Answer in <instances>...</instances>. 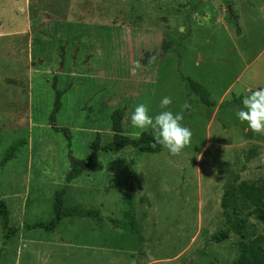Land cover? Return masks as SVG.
Here are the masks:
<instances>
[{
    "label": "rangeland",
    "instance_id": "obj_1",
    "mask_svg": "<svg viewBox=\"0 0 264 264\" xmlns=\"http://www.w3.org/2000/svg\"><path fill=\"white\" fill-rule=\"evenodd\" d=\"M162 45L166 53L154 55ZM135 61L141 68L133 74ZM186 77L203 86L211 106L187 90ZM53 85L61 91L54 125L67 128L68 147L47 119ZM258 87L264 0H0V198L6 206L23 199V221H48L62 188L66 205L117 221L100 220L96 246L56 244L53 233L36 229L52 244L24 241L16 250L0 219V264H234L240 242L264 235L236 189L240 180L264 182V135L235 115ZM165 96L172 103L162 109ZM141 102L152 116L182 113L190 145L176 156L162 146L99 150L65 181L70 155L86 159L96 132L100 144L108 141L112 109H123L122 133L141 132L130 122ZM222 196L228 214L246 221L240 233L214 241L225 227ZM11 219L10 227L21 222ZM47 251L49 263L40 253Z\"/></svg>",
    "mask_w": 264,
    "mask_h": 264
},
{
    "label": "trees",
    "instance_id": "obj_2",
    "mask_svg": "<svg viewBox=\"0 0 264 264\" xmlns=\"http://www.w3.org/2000/svg\"><path fill=\"white\" fill-rule=\"evenodd\" d=\"M154 55L162 56L166 53V48L164 45L161 46L159 51H152ZM185 85L187 90L190 93H194L198 96V99L201 103H204L206 106H211L212 102L208 100V93L203 88L202 85L193 81L190 78H184ZM54 88V85H53ZM60 94L61 91L54 88L53 91V100L51 104L50 111L48 113V121L50 127L54 131H60L64 138L66 139V146L70 145V134L65 127H58L54 125L55 115L60 108ZM123 109L114 108L109 113L110 120V131L111 135L107 142L100 144L99 143V134L96 132L94 138L90 141L89 153L86 159L76 158L74 156H69V168L64 175L65 181H70L77 177L86 166L89 165L91 158L95 156L97 151L111 152L118 148L130 147L132 149L139 150L141 152H159L161 145H156L152 147L153 137L151 129L143 131L139 139H136L135 136H129L122 133L121 130V117ZM237 192L241 199L246 202L251 208L247 211L248 214H253L257 220L260 221L264 228V182L255 183L246 180H240L236 185ZM64 190H56L53 195V201L51 205V217L48 221H37L31 224H28L29 227H37L42 229H52L56 223L62 217L69 216H78V217H90L97 220L105 219L111 225L116 226L117 221L110 216L102 215L95 208H86L84 206L73 204L66 205L63 197ZM127 200L130 201L129 198ZM233 203L236 201V197L232 196ZM220 204L222 206V213L224 216L225 227L211 236V239L214 241H219L228 236V231L233 230L236 233H240V230L243 226V223L246 221V216L244 217H231L228 214L226 209V204L224 201V196H222ZM236 211V202L234 204L233 213ZM126 216L132 218V215L128 210L124 212ZM0 219L2 225L7 232H10L12 227L8 226V210L5 202L0 198ZM132 220V219H131ZM7 236V233L3 235ZM264 241V235L259 233L253 235L250 239L245 242H240L239 244V253L234 260V264H264V248L262 243Z\"/></svg>",
    "mask_w": 264,
    "mask_h": 264
},
{
    "label": "clouds",
    "instance_id": "obj_3",
    "mask_svg": "<svg viewBox=\"0 0 264 264\" xmlns=\"http://www.w3.org/2000/svg\"><path fill=\"white\" fill-rule=\"evenodd\" d=\"M155 57H150L149 62H153ZM141 68L139 61L133 64V74ZM172 103L171 97L165 96L160 101V107L167 109ZM242 107L239 108L235 115L241 123H246L248 128L254 132L264 135V87L248 90L241 97ZM182 113H173L171 110H163L155 116L149 114V105L141 102L134 106L130 115L132 127L140 129L137 132L136 139L140 138L143 131L151 129L153 144L161 145L173 155H179L181 151L191 143V130L182 125ZM108 162V161H107ZM107 162H101L107 168Z\"/></svg>",
    "mask_w": 264,
    "mask_h": 264
},
{
    "label": "crops",
    "instance_id": "obj_4",
    "mask_svg": "<svg viewBox=\"0 0 264 264\" xmlns=\"http://www.w3.org/2000/svg\"><path fill=\"white\" fill-rule=\"evenodd\" d=\"M21 205L13 206V204H10V206L9 205L6 206L8 210V221H10L11 218L12 221H14L16 218L21 220V222L15 223V225L12 226V229L9 232L11 236L14 235L15 236L14 238H16L15 241L16 250H18V245L20 244V242L22 243L24 241L28 243L40 242V243L52 244L47 238L43 240H39L38 237H35V234H33L35 232L33 230L42 229V228L29 227L28 224L41 220L32 219V220L23 221V216H21V213L23 214L25 212L24 211L25 207H23V199L21 201ZM10 208H15V211L12 212ZM77 218L81 220H77ZM83 219H89L90 221L84 223ZM99 223H101L102 225V222L100 220L90 217L69 216V217H62L52 229H44V230H47L54 234L55 240L53 242L56 244H59V242H64L62 244H67L65 241L72 238L75 239L76 242H79L77 245L78 247L81 246L82 243L92 244V242H95V246H96L98 245L97 244L98 237L101 236L103 239V232L102 233L99 232V228H98L100 225ZM58 232L61 234H58ZM100 241L102 242V240ZM28 245L30 247L32 244H28ZM48 247L52 248L51 246ZM30 248L32 249L34 247L31 246ZM37 252L38 251L36 249H33V254L36 255ZM40 253L42 255H45V258H48V263L50 262V259L52 257L54 258V255L53 253H51V251L40 252Z\"/></svg>",
    "mask_w": 264,
    "mask_h": 264
},
{
    "label": "water",
    "instance_id": "obj_5",
    "mask_svg": "<svg viewBox=\"0 0 264 264\" xmlns=\"http://www.w3.org/2000/svg\"><path fill=\"white\" fill-rule=\"evenodd\" d=\"M229 10V9H228Z\"/></svg>",
    "mask_w": 264,
    "mask_h": 264
}]
</instances>
